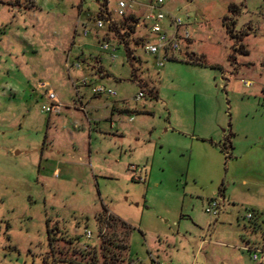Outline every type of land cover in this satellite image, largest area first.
Wrapping results in <instances>:
<instances>
[{"label":"rangeland","instance_id":"374dc122","mask_svg":"<svg viewBox=\"0 0 264 264\" xmlns=\"http://www.w3.org/2000/svg\"><path fill=\"white\" fill-rule=\"evenodd\" d=\"M98 8L0 0V264H195L202 239L196 264L264 262L241 249L250 206L228 203L264 198V0H165L191 39L159 69L142 29L111 62Z\"/></svg>","mask_w":264,"mask_h":264},{"label":"built area","instance_id":"2783aa9c","mask_svg":"<svg viewBox=\"0 0 264 264\" xmlns=\"http://www.w3.org/2000/svg\"><path fill=\"white\" fill-rule=\"evenodd\" d=\"M98 1L99 8L97 18L93 22V31L95 33L105 31L108 34H116L119 31L118 39L99 41L101 42L100 50L109 53L111 62L116 60L113 53L119 47L123 49L125 47L127 48L125 39H133L135 33L140 29L155 38L153 43L148 42L144 37L136 39H139L137 40L139 41V46L137 47H140L146 54L155 58V67L157 69L163 67L165 61L169 60V56L177 52L179 39L183 41H189L191 39V32L182 24L181 19L164 9L165 0H117L113 11L109 8V0ZM165 22L166 24H164ZM122 24L124 25L122 26ZM90 33V29L83 27V35L85 37ZM132 50L137 51V48L124 49L127 61L129 58L135 60L137 57L136 54L132 53ZM95 65L98 67L97 64ZM76 67H79V65L77 64ZM94 69L96 67L93 66V72H95ZM87 83L83 80L78 85L87 87ZM38 88L46 90V99L49 103L43 111L50 114H59L63 107L54 92L49 88L48 83H40ZM91 93L95 98H101L102 96L116 97V93L112 89L106 88L103 85L91 88ZM143 97L144 93L140 91L134 98V101L138 102ZM138 181H141V179H138ZM219 206V201L212 198L207 202L204 212L210 218L216 219L219 215ZM256 218L253 212H248L245 216L246 222L251 225L255 224ZM262 225L264 226V220L262 221ZM85 238L91 239V233L86 231ZM243 251L250 254L253 262H257L259 255L264 254V241L255 248H245ZM150 259L154 260L151 256ZM129 264L137 263L131 262Z\"/></svg>","mask_w":264,"mask_h":264},{"label":"crops","instance_id":"0c3cea01","mask_svg":"<svg viewBox=\"0 0 264 264\" xmlns=\"http://www.w3.org/2000/svg\"><path fill=\"white\" fill-rule=\"evenodd\" d=\"M230 146H231L230 149H232V144H230ZM224 195H225L224 192L223 194L221 192V196L224 197ZM228 203H231L232 206L238 205L239 203L241 205L244 204L245 206L248 205L251 208L249 212H253L256 215L257 218H256V222L254 225H251L248 223L247 225H244V230L246 234H243V233L240 234V239H241L242 244H244L241 246L242 250L245 248L257 247L259 244H261L264 241V226L262 225V221L264 220V198L255 199L253 196L249 198L244 197V200H240L237 197L232 195V196H229ZM244 221L246 222L245 217H244ZM214 223H216V221H214ZM256 237H258L259 239L258 240L254 239ZM205 242L206 240L202 239L200 244L197 246L196 253L194 255L195 264H196V257L199 251V247L203 245V243ZM200 252H199V255H201ZM260 259L262 261L259 264H264L263 258H260ZM201 261H202V264H205V262L207 261V258L201 256ZM151 263H154V260H151ZM156 264H160V263L157 262Z\"/></svg>","mask_w":264,"mask_h":264},{"label":"trees","instance_id":"16d2710c","mask_svg":"<svg viewBox=\"0 0 264 264\" xmlns=\"http://www.w3.org/2000/svg\"><path fill=\"white\" fill-rule=\"evenodd\" d=\"M144 93V92H143ZM152 93V92H151ZM153 97H155V95H153ZM229 148H231V146H230V144H229ZM119 224L121 225V227H123V228H125L126 226H125V224H123V223H121V222H119ZM89 264H95L94 262H91V263H89ZM103 264H105V263H103Z\"/></svg>","mask_w":264,"mask_h":264},{"label":"water","instance_id":"95a60500","mask_svg":"<svg viewBox=\"0 0 264 264\" xmlns=\"http://www.w3.org/2000/svg\"><path fill=\"white\" fill-rule=\"evenodd\" d=\"M262 65H263V68H264V60H263V62H262Z\"/></svg>","mask_w":264,"mask_h":264}]
</instances>
